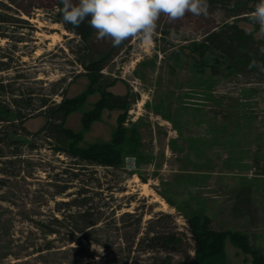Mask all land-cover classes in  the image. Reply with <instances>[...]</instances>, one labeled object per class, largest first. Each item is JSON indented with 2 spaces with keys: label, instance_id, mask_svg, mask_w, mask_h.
I'll use <instances>...</instances> for the list:
<instances>
[{
  "label": "rangeland",
  "instance_id": "rangeland-1",
  "mask_svg": "<svg viewBox=\"0 0 264 264\" xmlns=\"http://www.w3.org/2000/svg\"><path fill=\"white\" fill-rule=\"evenodd\" d=\"M59 2L0 0V63L8 65L7 71H0V80L13 82L23 76L14 81L13 94L23 99L31 93L34 99L24 127L35 133L46 124L38 105L45 98L49 108L52 102H62L59 93L51 95L61 81L64 99L84 101L65 122L67 130L80 133L83 113L93 110L101 94L91 92L92 72L78 60L86 65L100 61L96 84L127 98L123 126H136L145 161L138 164L127 157L121 169H78L73 160L55 154L52 144L37 139L38 148L21 151L8 170L16 177L0 189V264L125 260L120 241L126 245L136 229L135 218L123 220L124 230L117 224L123 214L141 218L140 232L154 216L168 215L170 221L159 226L161 231L182 239L178 247L152 254H141L133 246L128 264H189L194 248L186 218L199 213L211 219L213 230L245 234L251 246L264 252V82L250 75L213 78L208 69L200 74L194 53L197 44L222 25L226 12L220 8L199 17L188 13L172 22L161 16L152 45L130 39L113 47L109 38L97 39L89 18L78 28L65 23ZM236 26L255 39L261 37L250 22L238 21ZM120 115L119 110H103L82 132L83 142H109ZM69 174L94 180L95 195L90 197L101 208L99 224L83 233L68 221L60 231L51 226V219L63 220L76 212L56 205L73 198L55 196ZM77 185L66 194L74 193ZM45 227L58 232L48 234ZM85 235L90 240H81ZM224 253L225 264H251L229 241Z\"/></svg>",
  "mask_w": 264,
  "mask_h": 264
},
{
  "label": "trees",
  "instance_id": "trees-1",
  "mask_svg": "<svg viewBox=\"0 0 264 264\" xmlns=\"http://www.w3.org/2000/svg\"><path fill=\"white\" fill-rule=\"evenodd\" d=\"M208 3L210 5L209 12L221 8L222 11L226 12V15L222 25L216 27V30L207 34L197 44L198 48L195 49L194 53L198 55L201 63L200 74H203V69H208L213 78H218L222 74L230 77L250 75L264 82V71L257 67L249 68L253 59L258 64L264 65V54L260 52V49L264 48V38L255 39L253 34H246L236 26L238 21H247L255 26L256 32H258V25L251 21L250 13L255 10L259 0H208ZM58 6L59 9L62 8L60 2ZM60 13L62 16L61 11ZM53 23L62 24L56 19L53 20ZM65 28L70 32L73 31L66 26ZM78 62L87 71L92 72L89 75L91 92L98 91L101 94L93 110L83 113L81 118L82 131L78 134L67 130L65 122L70 114L81 110L84 101L64 99L65 90L59 88L61 81L53 85L54 89H52L51 95L56 96L59 93L62 102L59 104L52 102V107L49 108L47 107L48 100L42 99L37 109L45 115L46 124L39 131L30 133L24 127V123L30 118V113L26 112L32 108L34 99H30L32 98L31 93H28V98H16L12 91L15 85L14 81L23 79V76L19 75L13 78V82L6 80L4 83L3 80H0V98H4V100H0V189L8 179L16 177L14 171L8 170L13 169L16 165L17 159L21 157V151L27 149V151L33 152L38 148L36 146L37 139L52 144L55 154L73 160V166L78 169L83 167L86 169L88 167L121 169L122 163L127 157L133 158L138 164L145 161L144 155L139 153L141 143L136 126H132L131 130L123 126L129 106L127 98L107 93L105 87L96 84L100 78L98 75L101 68L100 61L87 65L82 59H79ZM7 70L8 65L0 63V71ZM8 90L9 92H7ZM103 110L121 111L117 125L111 134V139L107 143H93L92 145L83 142L82 132L101 115ZM64 171L66 172V170ZM69 175L68 181H64L60 187H57L55 196L65 194L66 198H73L67 203L60 202L56 205L57 207L76 210V212L66 216L63 220L51 219V226L60 231L65 222L68 221L76 232L83 233L92 230L99 224L102 216L101 208L99 204L94 205L93 198L90 197V195H95L92 193L91 187L94 180L79 178L80 176L77 174ZM55 178L58 180L56 182H61V179ZM76 184H78L75 188L76 191L66 194L67 191L74 189ZM98 187L100 185L96 186V188ZM124 219H134L132 225L136 229L129 241H126V245L120 241L119 250L122 255L125 252L127 259L130 258L129 255L133 246L135 247L134 250L141 254H152L161 248L178 247L182 243V239L178 237L177 233L161 231L162 227L159 226L170 221L168 215L154 216L148 221L147 229L144 232H140L138 229L142 223L140 217L135 214L121 215L118 220L121 222L117 224L123 230L125 228ZM186 223L194 248L192 261L189 264H225L224 248L226 241H229L240 254L249 256L251 264H264V252L251 246L247 235L215 231L211 228V219L202 213L186 218ZM38 227L43 228L42 226ZM45 229H47L46 233L48 234H57L56 232H58L52 231L49 227H45ZM86 236L82 237L81 240H90ZM71 238L70 241L73 240L74 235ZM122 246H125L124 249H121ZM86 256L91 257L90 254ZM126 258L125 260L117 258L113 264H128Z\"/></svg>",
  "mask_w": 264,
  "mask_h": 264
},
{
  "label": "clouds",
  "instance_id": "clouds-1",
  "mask_svg": "<svg viewBox=\"0 0 264 264\" xmlns=\"http://www.w3.org/2000/svg\"><path fill=\"white\" fill-rule=\"evenodd\" d=\"M63 21L78 28L86 18L97 32V39L109 38L113 47L125 41L138 39L150 46L161 16L172 21L182 20L186 14L208 16V0H60ZM250 19L258 25V34L264 38V0H259ZM264 54V48L260 49ZM264 71V65L255 59L249 68Z\"/></svg>",
  "mask_w": 264,
  "mask_h": 264
},
{
  "label": "bare ground",
  "instance_id": "bare-ground-1",
  "mask_svg": "<svg viewBox=\"0 0 264 264\" xmlns=\"http://www.w3.org/2000/svg\"><path fill=\"white\" fill-rule=\"evenodd\" d=\"M143 187H144V189L147 188L145 185H144ZM162 202H163V201H162ZM162 202H161V203H162ZM164 208H165V207H164Z\"/></svg>",
  "mask_w": 264,
  "mask_h": 264
}]
</instances>
